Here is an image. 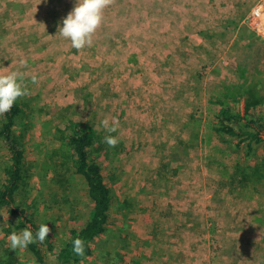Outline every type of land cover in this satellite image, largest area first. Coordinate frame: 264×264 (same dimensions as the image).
Wrapping results in <instances>:
<instances>
[{"label":"rangeland","instance_id":"1","mask_svg":"<svg viewBox=\"0 0 264 264\" xmlns=\"http://www.w3.org/2000/svg\"><path fill=\"white\" fill-rule=\"evenodd\" d=\"M254 1L110 0L78 51L57 34L76 0H0V73L25 71L28 90L17 98L27 115L17 200L47 223L54 250L90 207L82 177L62 169L57 131L84 122L100 135L114 192L86 264H105L102 251L114 264H264V177L241 184L246 163L213 131L226 87L264 89V37L244 22ZM112 117L115 146L100 124ZM3 158L0 144V168ZM8 221L0 212V235ZM11 251L13 264H37Z\"/></svg>","mask_w":264,"mask_h":264},{"label":"trees","instance_id":"2","mask_svg":"<svg viewBox=\"0 0 264 264\" xmlns=\"http://www.w3.org/2000/svg\"><path fill=\"white\" fill-rule=\"evenodd\" d=\"M214 105L213 131L238 155L239 163H246L243 168H237L241 173L240 183L263 178L264 89L257 83L226 87L222 96L214 100ZM26 117L17 100L9 112L0 115V144L4 149L0 168V212L9 218L8 227L0 235V264L14 263L6 238L11 231L31 225L35 232L39 226L29 208L17 200L25 178V149L16 130H20ZM57 131L63 146L62 169L69 167L84 180L90 200L87 219L79 227L67 228L65 238L55 250L46 240L29 244L26 249L37 264H86L98 251V240L108 232L114 192L112 184L106 182L99 160L101 156L105 158L106 153H101L100 135L87 123L69 122ZM77 236L84 241L83 257L72 252V240ZM98 259L114 264L109 252H99Z\"/></svg>","mask_w":264,"mask_h":264},{"label":"clouds","instance_id":"3","mask_svg":"<svg viewBox=\"0 0 264 264\" xmlns=\"http://www.w3.org/2000/svg\"><path fill=\"white\" fill-rule=\"evenodd\" d=\"M109 3L110 0H76L71 11L57 23V34L70 41L71 47L78 51L90 47L93 43V34L103 22L104 9ZM18 63L22 68L27 69L26 59H20ZM25 74L26 72L21 71L20 68L0 73V115L9 112L17 98L27 94L28 90L24 86ZM30 79L32 83H36L38 76L31 74ZM100 124L109 133L104 136L103 142L115 146L118 138L111 133L117 131L119 119L112 117L110 122L108 118H104ZM49 231L47 223L41 222L35 232L31 225H25L19 231H11L7 241L12 250L24 249L32 243H43ZM72 252L80 257L85 255L84 241L79 236L72 240Z\"/></svg>","mask_w":264,"mask_h":264},{"label":"built area","instance_id":"4","mask_svg":"<svg viewBox=\"0 0 264 264\" xmlns=\"http://www.w3.org/2000/svg\"><path fill=\"white\" fill-rule=\"evenodd\" d=\"M245 24L264 37V0H256L245 17Z\"/></svg>","mask_w":264,"mask_h":264},{"label":"crops","instance_id":"5","mask_svg":"<svg viewBox=\"0 0 264 264\" xmlns=\"http://www.w3.org/2000/svg\"><path fill=\"white\" fill-rule=\"evenodd\" d=\"M255 1H256V0H255ZM255 1H254V2H255ZM254 2H253V3H254ZM252 5H253V4H252Z\"/></svg>","mask_w":264,"mask_h":264}]
</instances>
